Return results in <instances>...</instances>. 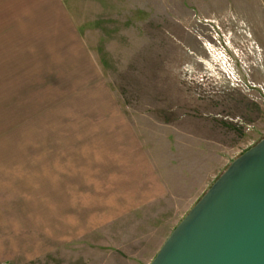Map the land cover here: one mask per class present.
Masks as SVG:
<instances>
[{"label": "rangeland", "instance_id": "obj_1", "mask_svg": "<svg viewBox=\"0 0 264 264\" xmlns=\"http://www.w3.org/2000/svg\"><path fill=\"white\" fill-rule=\"evenodd\" d=\"M64 2L78 32L101 49V75L110 90L86 88L90 73L55 71L46 80L47 66L21 72L16 69L25 67L0 58V71L13 69L0 72V226L14 227L12 237L0 228V264L59 258L51 230L19 226L52 208L54 174L73 169L92 175L100 168L92 149L100 138L88 136L95 126L86 114L101 112L108 95L158 161L164 147L172 148L174 160L177 148L187 145L196 156L192 162L220 165V176L264 139V0ZM55 76L67 86L50 87L60 82ZM83 198L76 201L81 207ZM182 219H151L157 223L147 237L160 244ZM6 236L13 239L6 242ZM144 245L150 253L152 244ZM74 253L62 257L75 260Z\"/></svg>", "mask_w": 264, "mask_h": 264}, {"label": "crops", "instance_id": "obj_2", "mask_svg": "<svg viewBox=\"0 0 264 264\" xmlns=\"http://www.w3.org/2000/svg\"><path fill=\"white\" fill-rule=\"evenodd\" d=\"M0 58H10L3 62L8 66L25 67L16 69L21 72H28L29 66H47L46 80L57 72L90 73L86 88L110 90L101 75V49L78 32L64 0H0ZM12 70L5 66L0 72ZM52 80L63 84L50 87L67 86L60 76ZM101 105V112L86 114L95 126L88 136L100 138L92 148L100 168L92 175L73 169L67 175L54 174L52 208L38 210L35 220L26 219L28 223L19 226L21 231L31 228L43 234L51 230L54 250L60 252L58 259L46 260L51 264H150L166 241L163 236L158 244L147 237L157 223L151 219L184 218L220 174V165L192 162L196 156L187 145L177 148L174 160L172 148L164 147L158 161L138 139L132 118L119 111L116 98L108 95ZM82 198L86 202L81 207L76 201ZM60 199L62 208L57 204ZM1 227L12 237L13 226ZM8 236L6 242L13 239ZM146 243L152 244L148 254L142 250ZM40 244L38 259L43 260L44 240ZM74 251L79 254L75 260L62 257Z\"/></svg>", "mask_w": 264, "mask_h": 264}, {"label": "water", "instance_id": "obj_3", "mask_svg": "<svg viewBox=\"0 0 264 264\" xmlns=\"http://www.w3.org/2000/svg\"><path fill=\"white\" fill-rule=\"evenodd\" d=\"M150 264H264V139L232 161Z\"/></svg>", "mask_w": 264, "mask_h": 264}]
</instances>
